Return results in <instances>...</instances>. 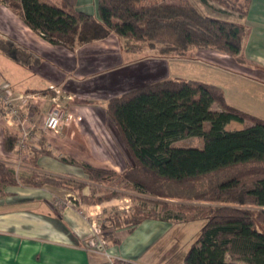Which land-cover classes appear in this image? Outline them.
Wrapping results in <instances>:
<instances>
[{"label":"trees","instance_id":"1","mask_svg":"<svg viewBox=\"0 0 264 264\" xmlns=\"http://www.w3.org/2000/svg\"><path fill=\"white\" fill-rule=\"evenodd\" d=\"M144 1L97 0V18L75 11L74 0H62V7L39 0H0V5L16 12L29 29L51 45L69 51L113 34L126 54L149 49L163 59L203 60L201 52H214L231 58L232 63H243L244 25L203 15L186 0L142 5ZM200 1L210 8L214 3L219 7L215 11L235 13L239 19L246 17L251 3ZM0 54L25 68L39 64L31 52L1 37ZM105 108L132 164L117 173L68 161L88 182L115 189L106 188L105 198L94 200L92 193L83 201L97 205L126 190H137L151 197L146 202L154 206H136L123 216H109L97 229L105 243H118L114 232L131 233L148 220L170 224L204 220L179 258L181 264H264L263 119L228 105L220 87L182 78H167L127 91L110 98ZM230 122L245 126L226 130ZM191 138H200L202 147L176 145ZM15 141L14 135L4 131V152H12ZM33 153L29 161L36 167L40 157L50 156L41 148ZM13 173L0 162V198L8 196L6 188L17 186ZM21 183L42 188L68 187L71 182L32 172ZM76 185L78 191L86 186ZM227 257L232 262H227ZM112 264L137 263L114 259Z\"/></svg>","mask_w":264,"mask_h":264},{"label":"crops","instance_id":"2","mask_svg":"<svg viewBox=\"0 0 264 264\" xmlns=\"http://www.w3.org/2000/svg\"><path fill=\"white\" fill-rule=\"evenodd\" d=\"M59 3L62 7V0ZM73 8L77 12L98 17L97 0H74ZM9 13L6 6L0 5V19L6 23L5 29L0 30L4 37L30 49L41 59L38 67L25 68L0 54V83L5 84L13 94L62 85L71 94L84 95L90 100L98 97L106 101L146 84L167 78H182L220 87L226 103L239 109L233 105V100L247 101L255 91H264V0H251L248 14L240 22L247 30L241 52L242 64L232 63L231 58L220 54L211 62L156 58L133 64L126 62L127 54L119 51V41L113 34L104 40L68 51L61 46L51 45L29 29L20 18ZM214 13L215 15H205L237 23L218 16L220 14L225 17L222 12ZM218 63L227 68L217 66ZM190 66L198 68L204 74L181 77L180 70H186ZM114 90L119 92H113ZM78 110L81 116H90L85 117L84 122L87 128L91 126V109L82 107L77 108ZM244 126L245 124L230 122L225 129L239 130ZM85 130L82 126L78 132L73 131L70 138L72 143L76 142L74 137L81 136L84 140L80 131L86 135ZM4 131L0 123V155H7L3 149ZM91 132L95 133L93 129ZM65 142L61 146L54 145V151L94 167L110 166L108 158L107 161L98 163L103 157L94 155L93 151V155H90L89 148L84 145L82 147L79 142L77 145ZM50 153V156L39 158L37 167L40 171L46 170L57 176L71 173L72 165L68 161L60 162L53 151ZM7 192L14 193L11 189ZM77 215L71 207H65L62 211L54 209L40 194L30 196L25 193L0 199V264H112L114 259L155 264L153 258L146 256L158 247L164 231L171 227L168 224L162 227L161 221L148 220L131 233L126 230L115 232L114 237L118 243L103 241L104 249L98 250L99 241L95 246L88 236L92 228L90 230L83 227L85 225ZM95 231L97 234V230Z\"/></svg>","mask_w":264,"mask_h":264},{"label":"rangeland","instance_id":"3","mask_svg":"<svg viewBox=\"0 0 264 264\" xmlns=\"http://www.w3.org/2000/svg\"><path fill=\"white\" fill-rule=\"evenodd\" d=\"M39 1L43 3L46 2V0ZM186 1L203 15H215L214 12L217 13V10L215 11V9L219 8L218 5L214 3H212L211 8L207 7L200 0ZM47 2L53 6L61 7L59 0H47ZM159 3H162V0H145L141 4L153 5ZM8 10H10L9 15L12 14V16L16 18L18 17L16 12L11 10L10 8H8ZM222 13H224L225 17L218 14V16H220L221 18H227L226 20H233L237 22V24H240V22L242 21V19H239L237 14L235 13ZM229 16L232 17L230 18ZM4 21L5 20L0 19V30H4L6 27V23ZM0 37L6 38L1 31ZM23 48L32 53L30 49L25 47ZM119 51L123 54H126L121 50V48ZM32 54L39 60V64L32 65L30 67H38L40 65L41 59L34 53ZM200 55L206 62H211V60L215 59V56H218V53L201 52ZM126 58V62H133V64H136L139 62L150 61L151 59H156L159 57L156 56L155 51L145 49L137 54H127ZM197 69L198 68L194 66H190L186 70L185 68L181 69V77H192L200 73L204 74L203 71L200 72L201 70ZM113 92L119 91L114 90ZM263 92L264 91L258 93V91H255V94H253V96L247 101L237 100L235 102V100H233V105H236V107H238L240 110L252 116L264 119ZM101 99L103 98L93 97V99L90 100L85 98L84 95L79 96L74 93L71 94L69 92H66L62 85H52L45 89L26 90V92L13 94L12 92H9V89L6 88L5 84L0 83V123L3 125L5 131H8L10 134L15 136L16 140L15 147L12 152H9V154L7 153V155H0V162L13 170V175L16 178L17 182V186L6 188L4 192L7 194V190L11 189L14 193H8V196L10 197L19 196V194L24 195L25 193L29 194L30 196L40 194L42 197H45L56 210L62 211L65 207H71L74 212L78 214L77 216L81 220V223L85 225L83 227L90 230L92 228L91 232L88 233V236L90 237V241H92L95 246L99 240V237L95 233V230H97L101 224L106 223V219L109 216H113L114 214L123 216L132 211L136 206H144L145 209L153 208V204H151L150 202H146L151 197L142 194L137 190H126L124 191L125 193L121 194L120 196L114 199L100 201L97 203V205L92 201L85 200L84 202L83 197H88L92 193L95 194L93 197L94 200H97L98 197L105 198L106 194L104 193V191L106 188L109 189L110 187L102 183L88 182L82 171L77 166L75 167L72 165L70 169L71 173L65 174V176H57L52 173H47L46 170H44L43 172L40 171L38 167L33 165L32 161H29V159L34 156L33 150H38L41 148L42 150H45L49 153L53 151V154L57 156L60 162L62 159L71 161L73 158L69 156L64 157L61 152L54 151L55 146H61V144L66 141L69 144L75 143L76 145L79 142V145H81L82 147L85 146V148H89V150L91 151L90 155H93L94 153V155L102 156L103 159L100 158V161L98 163H102L103 160L105 162L108 158L110 166L105 168L102 165L100 168L121 173L126 167L131 166V158L126 151L123 143L121 142L115 126L106 115L105 107L109 99L106 101ZM53 107L58 108L59 110L63 111L64 115L70 117V120L66 123L64 122L65 125H62L57 133L47 132L43 129V118L46 112H48V110ZM82 107H88L89 109H91L90 115L93 118V121L91 123V126L89 125L88 128L87 124L84 121L86 120L85 117L89 118L90 116H81L79 114L80 111H77V108L81 109ZM18 122H21L22 126H20ZM82 126L86 129L85 131L87 132V134L84 135V132L80 131L84 136V140L81 139V136L80 138L73 136L74 141L76 140V142L72 143L73 140L70 139L72 132H78V129H81ZM25 129L31 131V136L28 137L27 141H24L22 137L23 130ZM91 129H93L95 133L91 132ZM24 143L25 145H27L26 147H22ZM202 144L203 143L200 138H191L176 143V145L178 146L190 148H200L202 147ZM47 147H50L51 149ZM58 165L60 166V164ZM32 172H35L40 176L49 175L52 177L66 179L71 182L68 186L70 188L63 186L42 188L23 186L21 180L29 177ZM78 183L86 185L82 191H78L77 189H75L77 186L76 184ZM194 205L200 204L195 203ZM16 207H18L17 203ZM160 224H162V227H164L166 224L171 227L168 228V231H164L158 247L156 246L152 251H150L146 258H153V260H155V264H181L179 258L189 249L190 244L193 242L200 229L202 228L204 220L176 224L161 222ZM160 233L162 234V232ZM103 245L104 244L97 245L98 250H103ZM226 261L232 262L228 257L226 258ZM233 263L244 264L240 261H235Z\"/></svg>","mask_w":264,"mask_h":264},{"label":"built area","instance_id":"4","mask_svg":"<svg viewBox=\"0 0 264 264\" xmlns=\"http://www.w3.org/2000/svg\"><path fill=\"white\" fill-rule=\"evenodd\" d=\"M52 88V87H50ZM54 89V88H53ZM57 93V92H56ZM64 115L63 111L59 110L58 108H51L50 110H48V112H46L44 118H43V129L47 132H53V133H57L59 131V129L62 127V125H65L64 122H68L70 120L69 116ZM18 124L20 126H22L21 122H18ZM31 136V131L29 130H23V140L27 141L28 137ZM27 145H24L22 147H26ZM98 232V230H97ZM98 237H99V243L102 244L103 243V239L100 237V235L97 233Z\"/></svg>","mask_w":264,"mask_h":264}]
</instances>
